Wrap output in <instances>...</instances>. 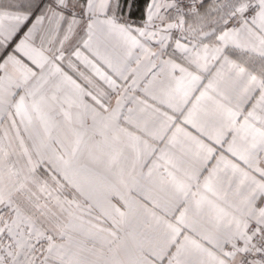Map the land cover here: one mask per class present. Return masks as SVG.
<instances>
[{
	"label": "snow or ice",
	"instance_id": "snow-or-ice-1",
	"mask_svg": "<svg viewBox=\"0 0 264 264\" xmlns=\"http://www.w3.org/2000/svg\"><path fill=\"white\" fill-rule=\"evenodd\" d=\"M0 264H264V0H0Z\"/></svg>",
	"mask_w": 264,
	"mask_h": 264
}]
</instances>
